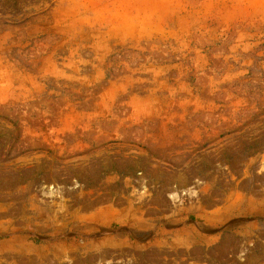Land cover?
I'll use <instances>...</instances> for the list:
<instances>
[{"label":"rangeland","instance_id":"374dc122","mask_svg":"<svg viewBox=\"0 0 264 264\" xmlns=\"http://www.w3.org/2000/svg\"><path fill=\"white\" fill-rule=\"evenodd\" d=\"M0 264H264V0H0Z\"/></svg>","mask_w":264,"mask_h":264}]
</instances>
